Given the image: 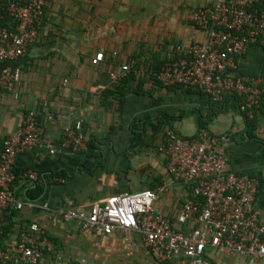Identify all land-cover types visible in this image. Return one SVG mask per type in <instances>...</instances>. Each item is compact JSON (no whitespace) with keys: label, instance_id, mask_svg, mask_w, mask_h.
<instances>
[{"label":"crops","instance_id":"1","mask_svg":"<svg viewBox=\"0 0 264 264\" xmlns=\"http://www.w3.org/2000/svg\"><path fill=\"white\" fill-rule=\"evenodd\" d=\"M205 1L47 0L38 39L18 61L19 98L0 92V151L28 110L36 112L43 130L41 142L19 153L15 161V196L23 206L12 209L15 230L7 246L31 223H38L54 244L41 264H182L181 258L157 260L136 231L99 234L61 213L86 210L109 196L148 188L160 191L155 208L174 220L190 196V186L169 173L159 148L167 143L170 130L194 137L201 129L199 114L230 169L263 179L255 208L264 223V113L259 114L252 137L241 112L218 111L199 90L165 86L150 77L155 57L167 60L175 46L206 39V32L189 18ZM98 52L104 58L96 64ZM236 62L240 75L264 77L260 42ZM126 64L131 67L128 72L122 69ZM164 114L174 118L168 121ZM77 122L84 135L81 145L74 149L71 140L62 147V139ZM53 144L57 150L50 153ZM131 144L139 146L131 149ZM28 171L36 172L39 181L40 173L65 176L50 179L42 197L32 200L26 198L32 181L22 177ZM205 253L213 264H248L245 256L211 246Z\"/></svg>","mask_w":264,"mask_h":264},{"label":"built area","instance_id":"2","mask_svg":"<svg viewBox=\"0 0 264 264\" xmlns=\"http://www.w3.org/2000/svg\"><path fill=\"white\" fill-rule=\"evenodd\" d=\"M261 1L206 0L189 14L190 20L206 32V39L188 47L175 46L157 75L159 81L165 86L200 89L215 101L237 94L243 97L240 110L252 117L263 93L264 77L240 75L236 58L256 42L264 47V11L254 8ZM46 2L0 0V21L4 11L12 18L8 26L0 24V92L19 98L16 88L22 73L13 63L37 41ZM103 58V52H98L93 63ZM122 69L128 72L131 67L126 64ZM111 75L118 79L115 72ZM42 133L36 112L28 110L18 129L5 138L0 151V219L5 211L23 206L15 196V161L19 153L41 142ZM65 136L62 147L72 140L74 149L78 148L84 139L81 122ZM166 138L167 143L159 150L165 155L167 169L190 186V196L174 220L155 208L160 191L148 188L109 196L86 210H65L62 217L99 234L136 231L161 262L181 258L182 264H213L205 253L211 246L219 252L245 256L248 264H264V223L255 208L259 179L232 171L208 129L201 128L190 139L170 130ZM56 150V145L49 146L50 153ZM22 177L38 181L34 171ZM53 249L46 229L31 223L15 243L0 249V264H41Z\"/></svg>","mask_w":264,"mask_h":264},{"label":"trees","instance_id":"3","mask_svg":"<svg viewBox=\"0 0 264 264\" xmlns=\"http://www.w3.org/2000/svg\"><path fill=\"white\" fill-rule=\"evenodd\" d=\"M254 8H258L259 10L264 11V0H262L260 3L256 2L254 4ZM3 13H4L3 14L4 19H2L0 21V24L3 26H8L11 23L12 18L10 17V15L8 14L7 11H4ZM19 60L15 61L13 64L17 65ZM165 61H166L165 59L161 60L159 57H155L154 62L151 63V69H153V70H152V74H150L151 75L150 77L153 78L155 83L158 82L161 84V82H159V80L157 78V75L160 72ZM7 63H11V62H7ZM138 87L142 88L143 87L142 83H139ZM173 87L183 88L184 86L178 84V85H173ZM262 89H263L262 90L263 93L260 96L258 106H255L253 108V116L252 117L248 116L245 112H242L240 110V105H241V101H242L243 97H241L237 94L226 95L221 101H215L212 98V96H210L206 92H204L200 89H197V90H199L202 94H204L205 97L208 98V102L215 105V107H217L218 111L224 112L226 110L233 109V110H237V111L241 112L245 118L246 129H247L248 135L254 137L255 130H256L258 123H259V121H258L259 114L264 113V88H262ZM164 116H165L166 120H168V121H170L172 118H174V117L168 116L167 114H164ZM201 117H202L201 114H199L198 118H197V120L199 122V126H200V128L207 129V123L204 119H202L203 117L202 118ZM160 125L161 124L159 123V126ZM139 133H140V131H139ZM137 145L139 146V144H131L130 148L133 149V147L137 146ZM17 175L19 176L18 173H17ZM58 176L62 177L65 175L61 172H59V173L58 172H50V173H46V174L40 173L39 178L41 179V181H39V179H38V181L30 183L31 187H29V189L26 192V194H27L26 198L34 200V199H38V198L42 197V195L45 192L46 183L50 179H54L55 177H58ZM258 179L260 180V185H261L263 182V179L261 177H259ZM15 215H16V212L14 210H9L6 212L5 218L3 220H0V249H4L7 246L6 241L15 230V222L12 221L13 217ZM19 234H20V232H19Z\"/></svg>","mask_w":264,"mask_h":264}]
</instances>
